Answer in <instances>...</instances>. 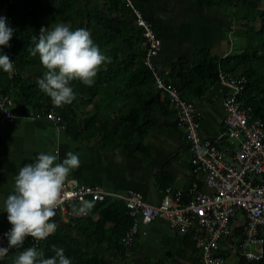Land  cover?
<instances>
[{"label": "trees", "instance_id": "trees-1", "mask_svg": "<svg viewBox=\"0 0 264 264\" xmlns=\"http://www.w3.org/2000/svg\"><path fill=\"white\" fill-rule=\"evenodd\" d=\"M202 6H222L232 12L244 35L241 50L221 59L211 56L207 49L199 51L192 61L181 58L168 73H162L175 85L182 98L190 100L200 95L218 80V69L243 74L246 84L242 102L253 109V117H261L264 123V0H195ZM79 0H29L26 10L11 4L5 8L9 26L15 31L10 47L0 46V54L13 53L17 75L9 78L0 69V94L22 97L27 105L39 113L53 110L61 118L68 134L77 140L100 135L103 142L117 146L129 142L133 135L143 138L154 125L156 109H168L169 100L162 98L154 83L152 71L145 64L149 42L143 30L134 22L131 9L125 0H108L102 8L88 6L78 8ZM3 4H0V14ZM65 23L90 32L91 38L103 54L111 58L103 64L94 84L87 86L79 80L70 82L76 99L71 104L56 107L51 98L39 90L37 79L45 71L39 55L33 57L28 49L35 46L33 36L38 37L42 27ZM155 33V32H154ZM153 56V61H154ZM82 108L85 109L82 112ZM173 111V110H172ZM94 201V207L82 216L73 215L69 220L72 230L58 225L56 232L44 240L25 238L23 246L11 248L0 264H13L20 251L35 245L45 258L55 253L52 246L62 247L72 264H110L109 251L125 255L134 244L123 246L121 238L131 225L130 216L121 200ZM77 208L80 205L75 204ZM97 214L96 218H93ZM239 235L241 229L234 228ZM195 231L184 234L194 247ZM235 242L236 238H226ZM237 243V242H236ZM197 252V248H192ZM218 252L227 257L224 249ZM237 264H264V257L248 260L235 255ZM124 264H131L123 257ZM198 260V258H197Z\"/></svg>", "mask_w": 264, "mask_h": 264}, {"label": "crops", "instance_id": "crops-1", "mask_svg": "<svg viewBox=\"0 0 264 264\" xmlns=\"http://www.w3.org/2000/svg\"><path fill=\"white\" fill-rule=\"evenodd\" d=\"M12 2L19 9L26 10L29 0ZM107 2L79 0L78 8H102ZM132 2L152 24L160 40L154 64L164 74L179 59L192 61L201 50L207 49L211 56L219 59L234 52L230 34L241 32L242 28L239 29V24L227 8L206 7L195 0ZM1 3L3 11L11 5L8 0H0ZM226 93V87L217 80L204 93L190 98L200 116L201 137L217 140L218 146L224 149L233 145L226 138H218L224 131L222 98ZM11 98L12 118L0 120V229L12 227L7 212L2 211V204L12 192L14 177L41 151L58 152L60 161L68 151L79 155L80 167L71 172L68 180L75 179L113 191L132 189L152 205L160 202L167 186L185 191L194 180L189 171L191 154L184 126L169 106L168 109L153 112L155 123L143 138L133 135L129 142L114 147L113 142L105 144L97 134L88 139H74L63 122H54L45 113L36 112L22 97ZM197 182L201 188L209 190L202 179ZM75 214L78 217L83 215ZM96 217L97 214L93 218ZM53 219L66 230H72L69 221L63 220L57 209ZM133 244V250L126 251L124 256L109 251L106 254L108 262L124 264L123 257H126L131 264H196L199 256L196 244L192 247L184 234L175 232L163 217L140 224ZM192 248L198 251L194 252Z\"/></svg>", "mask_w": 264, "mask_h": 264}, {"label": "built area", "instance_id": "built-area-1", "mask_svg": "<svg viewBox=\"0 0 264 264\" xmlns=\"http://www.w3.org/2000/svg\"><path fill=\"white\" fill-rule=\"evenodd\" d=\"M125 1L136 26L143 30L149 42L144 61L152 71L155 86L162 98L169 100V107L184 126L191 154L189 171L194 180L185 191L167 186L160 202L152 205L132 189L113 191L70 179L62 193L66 197L65 203L57 211L63 220L69 221L73 215L71 208L75 204L80 205L81 200H121L131 219V225L121 238L123 246H130L134 242L140 224L163 217L178 234L183 235L194 229L199 250L196 264H224L226 257L218 252L220 249L248 260L261 259L264 257V123L261 117H253L252 107L239 98L247 82L245 75L221 69L218 71V81L227 89L222 98L224 131L218 138L237 141L236 147L232 145L224 149L218 146L217 140L201 137L200 116L193 101L182 98L177 87L169 83L154 64L152 58L161 43L152 24L143 17L132 0ZM12 3V0H8V4ZM0 16L8 18L4 11ZM5 54L13 63L12 51L7 50ZM17 73L14 66L11 78ZM12 104L11 96L0 95V120L12 118ZM45 114L54 122H61L60 116L53 110ZM198 149H204L203 155L197 154ZM198 179H202L209 190L201 188ZM236 227L241 229L239 235L233 232ZM10 229H0V247H8L4 234ZM229 237L236 238L238 242H229L226 239Z\"/></svg>", "mask_w": 264, "mask_h": 264}, {"label": "clouds", "instance_id": "clouds-1", "mask_svg": "<svg viewBox=\"0 0 264 264\" xmlns=\"http://www.w3.org/2000/svg\"><path fill=\"white\" fill-rule=\"evenodd\" d=\"M14 31L7 17L0 16V46L10 47ZM33 40L35 46L28 51L33 57L39 55L45 69L43 76L37 79L38 88L56 107L71 104L76 99L71 81L79 80L92 86L100 67L111 62L84 28L73 30L68 24L56 23L42 27ZM0 69L8 73L9 78L14 73L12 60L6 54H0ZM203 152L204 149L197 150L198 155ZM79 167V155L72 151H68L62 161L58 152L41 151L32 163L19 169L12 192L2 204V211L7 212L12 227L4 234L8 247H0V258L6 256L10 248L22 247L28 236L38 242L56 232L58 225L53 218L56 209L65 203L63 189L71 172ZM93 207L94 201L81 200L79 208L73 205V210L86 214ZM52 248L55 254L45 258L44 252L35 245L28 247L19 252L13 264H72L62 247L53 245Z\"/></svg>", "mask_w": 264, "mask_h": 264}, {"label": "rangeland", "instance_id": "rangeland-1", "mask_svg": "<svg viewBox=\"0 0 264 264\" xmlns=\"http://www.w3.org/2000/svg\"><path fill=\"white\" fill-rule=\"evenodd\" d=\"M239 29H241V28H239ZM230 37H231V41H232L233 51L237 52V51L241 50L242 47H243V43L245 41L244 35L241 32L237 31V32L233 33L232 35L230 34ZM229 141H231V140H229ZM231 143L233 145H235V147L237 146V141L236 140L235 141H231ZM236 242H238V241L236 240L234 243H236ZM224 264H237L235 255L234 254L228 255L226 257V260H225Z\"/></svg>", "mask_w": 264, "mask_h": 264}]
</instances>
